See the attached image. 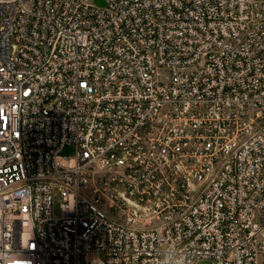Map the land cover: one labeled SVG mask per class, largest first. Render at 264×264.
Instances as JSON below:
<instances>
[{
    "label": "built area",
    "instance_id": "1",
    "mask_svg": "<svg viewBox=\"0 0 264 264\" xmlns=\"http://www.w3.org/2000/svg\"><path fill=\"white\" fill-rule=\"evenodd\" d=\"M201 260L264 264V0H0V264Z\"/></svg>",
    "mask_w": 264,
    "mask_h": 264
},
{
    "label": "rangeland",
    "instance_id": "2",
    "mask_svg": "<svg viewBox=\"0 0 264 264\" xmlns=\"http://www.w3.org/2000/svg\"><path fill=\"white\" fill-rule=\"evenodd\" d=\"M92 4H94L97 7L103 8L105 6V0H90ZM65 155L72 156L74 154V148L67 147L65 148L64 152ZM55 212H59L58 205H56ZM197 264H214L213 261L210 260H201Z\"/></svg>",
    "mask_w": 264,
    "mask_h": 264
}]
</instances>
